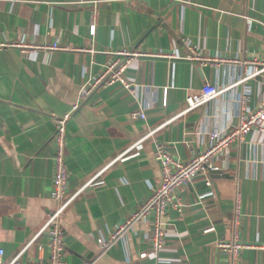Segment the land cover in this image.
Returning a JSON list of instances; mask_svg holds the SVG:
<instances>
[{
	"label": "crops",
	"instance_id": "crops-1",
	"mask_svg": "<svg viewBox=\"0 0 264 264\" xmlns=\"http://www.w3.org/2000/svg\"><path fill=\"white\" fill-rule=\"evenodd\" d=\"M58 44L59 48H53ZM120 81L92 84L128 58ZM264 0H0V245L4 263L49 258V234L28 243L59 201L55 118L69 114L61 218L70 264H229L218 241L232 237L240 192L242 264H264V133L254 129L219 156L223 174L179 188L152 251L149 215L112 237L161 182L159 146L187 162L210 131L240 122L241 99L264 102ZM227 90L185 112L190 94ZM167 88V89H166ZM76 106V107H75ZM146 116H134L133 112ZM153 131V133H151ZM151 133V134H150ZM42 247V248H41Z\"/></svg>",
	"mask_w": 264,
	"mask_h": 264
},
{
	"label": "built area",
	"instance_id": "built-area-1",
	"mask_svg": "<svg viewBox=\"0 0 264 264\" xmlns=\"http://www.w3.org/2000/svg\"><path fill=\"white\" fill-rule=\"evenodd\" d=\"M53 48H59L58 44H53ZM123 55L132 56L136 51L125 50ZM131 62V57L125 59H117L110 63L108 67L101 72L96 80L84 88V93L88 94L96 85L101 82L113 83L120 81L127 88H131V83L126 79L125 69ZM255 64H262L260 67H255L252 74H259L264 71V61L254 60ZM228 86L219 88L211 83L204 84L202 90L198 93L190 94L187 98L189 103L185 112L192 110L202 104H205L227 90ZM167 89V88H166ZM242 113L240 122L230 128H215L210 131L209 145L204 150L194 152L187 162H182L164 146H159L156 150V159L161 163V182L154 192L147 197L139 207L132 212L126 221L116 228L112 237L107 240L100 239L102 246H108L115 237L123 232L130 224L140 221L149 215L153 217V228L150 236L152 251L158 253L165 242L164 217L167 213V208L170 203L174 206H179L175 198L176 191L193 182L199 175L206 176L207 184L211 183L209 173L213 170H221L222 167L217 163L218 158L230 147L235 140H244L245 137L254 129L264 133V102L261 106L255 109L247 107V99L244 96L241 100ZM76 107V106H75ZM134 116L145 118L143 112H133ZM69 114L57 116L55 118L56 130L54 134L55 152L53 160L55 164V172L52 180L51 197L59 204L54 210H51L40 230L30 240L27 246L32 244L38 237L46 232L49 234V258L45 260L42 256L37 260H31L29 264H70L64 258V240L65 230L61 218L66 207L71 201L81 192L80 188L70 197L66 198L68 189L69 170L65 162V140H66V123ZM153 133V131L151 132ZM150 133V134H151ZM243 215L241 212V197L240 192L236 195V206L233 211L231 223L232 237L218 241V247L229 254V264H242L241 252L244 248L250 247L241 238V225ZM42 248V247H41ZM5 249L0 245V264L4 263L3 257ZM19 256H15L7 264H15ZM88 264V263H86Z\"/></svg>",
	"mask_w": 264,
	"mask_h": 264
},
{
	"label": "water",
	"instance_id": "water-1",
	"mask_svg": "<svg viewBox=\"0 0 264 264\" xmlns=\"http://www.w3.org/2000/svg\"><path fill=\"white\" fill-rule=\"evenodd\" d=\"M211 173H212L214 176L228 175V174H223L221 170H213V171H211Z\"/></svg>",
	"mask_w": 264,
	"mask_h": 264
}]
</instances>
